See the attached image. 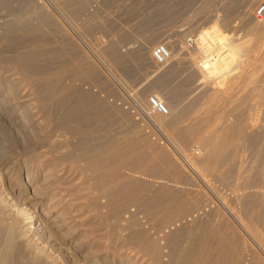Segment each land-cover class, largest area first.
<instances>
[{"label":"rangeland","instance_id":"obj_1","mask_svg":"<svg viewBox=\"0 0 264 264\" xmlns=\"http://www.w3.org/2000/svg\"><path fill=\"white\" fill-rule=\"evenodd\" d=\"M83 1L76 15H72L69 5L75 0H9L7 5H0V25L16 19L36 23L33 3L47 11L52 26L49 24L45 35L46 48L49 46L50 58L62 54L60 60L52 57L49 62V79L60 66L73 61L78 64L91 80L80 82L65 77L63 84L73 82L80 92L85 89L123 115L100 116L97 133L89 135L87 141L90 136L107 133L119 140V147L126 148L129 157L125 163L129 168L117 171L122 178L110 179L107 187L103 185L105 180L101 181L107 175L106 169L92 174L84 171L86 162L81 159L71 157L65 161L64 167L75 171V176L61 177L65 205L61 202L52 215L46 216L48 206L44 201L32 208V240L39 237L36 218L49 222V227L60 225L57 219L67 218L66 222L72 223L68 226H75L77 219L72 221L73 213L68 215L66 209V203L73 199L86 207L92 201L95 230L103 236L93 245L100 259L106 253L103 246H109L106 264H148L150 249L146 245L133 248L140 252L135 256L130 249L133 257L128 253L131 243L128 247L127 240L138 229L135 225L142 223L143 229H149L146 222L151 216L158 224L164 219L169 222L160 227L159 235H154L158 237L155 240L161 261L150 259V264H264V13L256 14L264 0ZM213 24L240 48L226 76L200 79L186 52H196V38ZM186 41L195 43L193 50L185 47ZM157 44L169 46L173 53L165 65L151 62L150 53ZM222 46L215 48L213 55L223 53ZM149 96L165 104V116L151 113L146 104ZM64 128V132L59 130L61 135L56 133L61 136L64 150L71 151L70 146L78 138ZM204 140L211 145L206 147ZM221 141L225 150L216 159L213 146ZM22 168L20 181L25 183L26 171ZM40 183L27 184V194L32 195L35 187L41 188ZM65 230L59 232L61 236L69 233ZM70 237L67 239L74 256L67 248L55 249L63 264L82 261L88 253L86 246L81 247L77 238ZM0 245L4 249L3 242ZM23 246L21 242L7 252L9 264H28Z\"/></svg>","mask_w":264,"mask_h":264},{"label":"bare ground","instance_id":"obj_2","mask_svg":"<svg viewBox=\"0 0 264 264\" xmlns=\"http://www.w3.org/2000/svg\"><path fill=\"white\" fill-rule=\"evenodd\" d=\"M75 1L76 2L74 3L69 2L72 15L73 13L75 14L79 12L84 6L83 0ZM7 2L9 3V0H0V5H7ZM39 5L41 6V4ZM34 6L36 5L33 3V8H35L33 11L36 10V13L34 12V20H36V23L16 19L4 22L0 25V243L2 244L3 242L4 246V249H0V264H9L8 260H6L8 257L7 252L9 253L14 245H20L21 242L24 245L22 249L25 250V255L27 254V256H25V259H27L26 263L61 264V260L63 259H59L61 263L58 261V257H61V254L59 255V253H57V256L55 252L59 249L67 248L69 252L72 251V254L74 253L69 245L71 241L67 239L70 236L77 238V240L81 242L79 245L83 244L88 251L87 255L82 257V261H77L76 259L75 264H106V259L109 254V246H107V244L103 246L102 249L106 251L107 254L104 253V257L100 259V257H96V244L93 245L95 241L98 239L100 240L103 236L100 237L101 233L98 234V231L95 230L96 224L92 217H94V214L96 215V212L92 211L95 209L91 206L92 201L88 200L90 202V204L88 202L90 207H86L83 203L79 204L77 202H72L73 199L66 203L69 207L66 208L68 209V215L73 213L71 216L72 218H69H71L72 221L77 219L75 226H68L72 223L68 224V220L66 222L67 218H59L62 214L60 215L58 213L60 216H56L59 218L56 221H59L58 223L55 222L57 224L60 223V225L49 227V222L47 223L46 220L43 221L40 218H36L38 224L36 225L35 230L38 231V235L41 237L32 240V237H30L31 235H29V232H31V223L34 221V216H32L34 213L31 211L32 208H36L35 206L44 201V204L46 203L48 206L47 209H45L46 212H44L46 216L49 214L52 215L55 211L53 210L55 206L61 202L63 203V197L65 196L62 197V192L65 191H63V188L65 187H63L64 184L62 186L64 179L61 181V177H63V174H67V176H75L74 170L71 168L67 169V167H64L63 165V163L69 160V158L72 157L78 159V161L80 159L81 161H85L86 165L82 168L84 171H90L92 174L106 169L107 175L104 179H101V181L105 180L104 184L102 183L105 187L110 186V179L120 180L122 178L118 176L119 173L117 171H119V168H129L128 165L125 164L129 159L127 149L119 147L120 143L118 139L110 137L107 133H99V135H96L94 138L90 136V140L87 141L89 135L97 133L95 126L96 124H99L100 126V116L123 117L121 112L116 108L109 107V104L107 105V103L103 102L100 98L97 99L94 95L90 94V92H84L85 89L83 92H80V88L74 86L73 82H69L67 85L63 84V80H66L65 77L73 81L79 80L80 82L89 81L91 80V77L89 75H84L82 70L79 69L78 64L73 61L70 64L60 66L58 69L55 68L56 72L54 76L52 75L53 80L49 79L50 75L49 71H47L49 68L48 64L50 65V61L53 58L60 60L62 54H52L53 58H50L51 53L47 50L49 46L46 48L47 41L45 39V35L49 30L48 26L50 24V17L48 13H46L47 11H44L42 6L40 7L38 4L36 7ZM68 14H70V12ZM219 29L220 28L217 24H213L208 28L203 29L195 40L196 52H186L190 63L195 65V69L198 71L200 79L207 80V78L213 77L216 79L227 74L230 69L232 70L230 65L234 60V57L238 54L240 46L235 41L228 40L226 38L227 36L220 34ZM193 44L194 45L189 44L188 41L184 42L185 47L187 46L186 48L190 51L195 47V43ZM220 45H223V53L218 51V54L213 55V50ZM166 47L168 50V56L161 64H156L150 53V59L154 65H165L172 59L173 53L169 46L166 45ZM220 53H222V55H219ZM197 54L199 56H196ZM50 82L52 84H50ZM146 104L151 111L148 100H146ZM96 110L98 111V114L95 113ZM118 120L115 121H117V123L121 122H118ZM64 126V129L68 128L70 132L69 134L78 138V140L77 138L74 140L75 142L77 140V142H73L74 145H72V147L70 146L71 151H68L67 149V151L64 150L65 145L61 143V136H59V133L63 131L62 128ZM60 129L62 130L59 132ZM104 130H102V132ZM208 139H210V137ZM210 143L212 142L205 141V144L208 145L206 147H209ZM73 146L74 150H72ZM224 147L225 144L222 143V141L220 144L213 146L214 149L212 148V152L216 156V159L219 154L221 155ZM209 152L210 151L207 153L209 154ZM223 154H225V152ZM210 155L211 154H209V156ZM21 167L26 171V179H24L26 180V182L24 181L25 183L20 181ZM42 174L43 176H41ZM51 177H53V180H49ZM39 181L42 182V184L40 183L42 185L40 186L41 188L37 187L40 190L35 187L32 195L27 194L26 185L38 183ZM104 186H102V188H104ZM11 192L14 194L11 195ZM70 196L72 195H69V197ZM52 203H55V205L52 206ZM64 203L63 205H65ZM61 206L62 205H60V207ZM61 208L65 209L63 207ZM17 217H22L21 220L26 222L24 225L29 224V228L23 229L24 225H21L22 221H18ZM164 220L160 222L162 224H158L151 216V219L146 222V224L149 225V229L144 228L145 230L143 229L142 223V227L140 224L138 227L135 225L136 229H138L132 231L133 234L129 232L131 235H128L129 239L125 237V239H128V242L126 241L127 246L128 243H131V246H128L129 250L124 244L126 242H123L127 247L124 248L128 250V253H130L131 249V251H134L135 256V252H137L135 249L146 245L148 250L150 249L147 253L149 256L146 255V258L148 256L152 262L161 261L160 258L162 255L160 254V247L156 241V238L158 237L155 238L154 235L156 233L159 235L162 232L160 227L169 222H165ZM131 221L135 222L134 219H131ZM143 223L145 224V222ZM43 226L45 228L44 231L42 228ZM80 226L85 227L86 229L80 230ZM155 227L157 228V231L155 230ZM65 229H67L69 233L66 232L67 234L66 236L64 235V237L63 235L61 236L59 232ZM150 229L153 231V234L152 232L150 233L152 234L151 236L148 233ZM152 236H154L153 240L151 239ZM75 246L76 245H74L73 248H75ZM80 246H78V248ZM121 246L119 247V250H123V247L121 248ZM49 248L53 251L49 250ZM74 250L76 251L77 249ZM79 250L81 249L79 248ZM125 252L126 250L124 253ZM141 253H143V249ZM138 254H136V256ZM70 255L68 257H70ZM74 255L75 254H73V256ZM131 256L133 255L131 254ZM74 259L75 258L71 260ZM150 259H148V264H150ZM142 260L144 261V259ZM144 263H147V260ZM129 264H132L131 261Z\"/></svg>","mask_w":264,"mask_h":264},{"label":"built area","instance_id":"obj_3","mask_svg":"<svg viewBox=\"0 0 264 264\" xmlns=\"http://www.w3.org/2000/svg\"><path fill=\"white\" fill-rule=\"evenodd\" d=\"M261 13H264V6H261L256 10L257 15H260ZM151 56L156 64L163 63L168 56V50L166 45L164 44L155 45L151 50ZM147 100L152 113L160 116H165L168 113L165 104L159 101L155 96H149Z\"/></svg>","mask_w":264,"mask_h":264}]
</instances>
